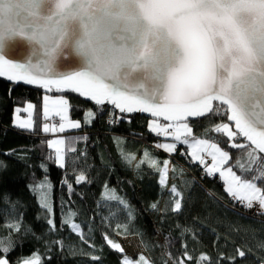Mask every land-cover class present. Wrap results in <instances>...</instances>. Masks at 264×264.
<instances>
[{
    "label": "snow or ice",
    "instance_id": "6c2138e0",
    "mask_svg": "<svg viewBox=\"0 0 264 264\" xmlns=\"http://www.w3.org/2000/svg\"><path fill=\"white\" fill-rule=\"evenodd\" d=\"M16 40L29 46L23 59L10 56L9 45ZM0 77L49 92L76 93L95 105H112L120 113L150 114L155 118L149 122L151 132L188 145L192 159L200 164L206 163L205 155L210 157L207 173H219L225 191L242 207L264 214V156L260 155L264 154V0H0ZM35 107L27 103L24 111L29 118H17L19 128H34ZM69 110L65 96H44L42 119L59 117V122L58 127L43 123L42 131L80 128L81 122L70 119ZM217 116L232 124L212 123L205 134H223L228 147L242 149L248 166L239 160L237 165L251 175L225 168L232 154L218 142L194 134L192 120ZM161 118L167 123H160ZM47 144L64 167L65 139ZM157 148L178 151L177 143H159ZM127 155L130 161L137 159ZM143 156L160 175L159 183L167 186L170 161H158L147 150ZM85 180L83 174L77 177V182ZM171 193L180 196L175 186ZM43 206L51 211L46 196ZM181 207L176 199L173 210L179 212ZM48 224L56 227L51 219ZM7 227L11 233L21 224ZM118 227L127 232V225ZM70 228L84 239L79 224L71 223ZM105 239L111 249L124 253L120 243ZM183 247V258H172V264L194 259ZM14 248L11 235L0 236V264H42L35 252L11 261ZM237 255L246 253L238 248ZM210 259L206 254L195 258L196 264ZM120 264L155 261L143 254L124 255Z\"/></svg>",
    "mask_w": 264,
    "mask_h": 264
},
{
    "label": "trees",
    "instance_id": "16d2710c",
    "mask_svg": "<svg viewBox=\"0 0 264 264\" xmlns=\"http://www.w3.org/2000/svg\"><path fill=\"white\" fill-rule=\"evenodd\" d=\"M44 95L65 96L71 119L82 122L81 130L62 134L65 167L57 164L55 151L47 144L51 137L42 131L47 123L42 119ZM29 102L36 106L34 128L17 129L15 109ZM89 111L94 115L89 116ZM221 122L229 123L217 116L192 121L191 126L198 138L216 141L232 154L233 169L251 175L237 165L239 160L248 166L242 149L228 147L223 134H205V128ZM161 140L148 129L145 116H122L110 106L95 105L71 92L14 85L0 77V236L11 235L14 242L10 260L29 258L35 252L42 264H120L126 254L111 249L105 237L114 242L117 237H137L144 256L155 264L183 258L185 245L194 259L184 258V264H196L201 254L211 258L201 264H264V218L236 212L219 175L202 178V166L192 162L185 145L167 155L155 148ZM145 150L158 161L173 159L171 181L180 196L159 183L156 169L134 168L124 159L129 153L140 158ZM81 174L86 180L77 182ZM45 179L51 186L48 212L35 192ZM176 199L182 204L179 212L173 210ZM69 217L81 226L88 243L71 230V223H65ZM16 223L20 230L9 233L7 225ZM118 225H127V232ZM238 248L245 257L237 255ZM93 255L99 259L92 260Z\"/></svg>",
    "mask_w": 264,
    "mask_h": 264
},
{
    "label": "rangeland",
    "instance_id": "374dc122",
    "mask_svg": "<svg viewBox=\"0 0 264 264\" xmlns=\"http://www.w3.org/2000/svg\"><path fill=\"white\" fill-rule=\"evenodd\" d=\"M44 96H48V95H44ZM54 98V97H53ZM26 105L27 103L23 106V107H17V108H20L21 111L20 112H23L24 115H21L20 112L17 113L16 112V109H15V119L17 121V118L19 119H28V113L26 111H24V108H26ZM22 113V114H23ZM69 117L71 119V116H70V110H69ZM32 119L34 120V113H33V117ZM50 119L46 120V121H49ZM58 120V119H57ZM153 120V119H148V126H149V122ZM55 121V120H54ZM54 121H51L49 122L51 125L53 124ZM59 121V120H58ZM81 122V121H80ZM160 123L163 124V122L160 121ZM34 125H35V122H34ZM15 127H18L17 126V123L15 124ZM19 128V127H18ZM82 129V122H81V127L80 128H76V129H72V128H67L65 132H74V131H78V130H81ZM148 129L150 130V128L148 127ZM22 130H25V129H22ZM64 132V133H65ZM49 136L51 137V140H55V139H65L64 137H62V134H60L59 131H57L56 133H51L49 132L48 133ZM155 134V133H154ZM164 136H162L163 138ZM159 143H177V146L180 145L178 142L174 141V139L172 137H164L163 140L161 141H158L156 142V145H155V148H157V144ZM188 149V154H189V158L192 160L193 163L195 164H200L198 161H194L191 157V149L188 147V145H185ZM64 148V155H65V163H66V139H65V145L62 146ZM54 149V148H53ZM161 151H163L165 154L167 155H171V154H174V153H168V152H165L162 148H157ZM55 151V149H54ZM144 153V152H143ZM155 158V157H153ZM128 163H130L134 168H137L135 165L140 161V160H145V157L143 156V154L141 155L140 158H137L136 160L134 161H130V157L129 156H125L124 158ZM168 161H170L169 163V173H168V177H167V186L165 185H162L163 187L167 188L168 191H171V187L173 186V183H172V179H171V176H172V166H173V159L169 158ZM232 161V159L229 161V163ZM205 164H208L209 166L211 165V158L206 156L205 155ZM229 163L227 165H225L224 167L227 168V167H232L231 165H229ZM58 164V163H57ZM59 165V164H58ZM141 165H147L148 166V163L147 161L145 160V163L143 164H140ZM201 166H205V169L207 170L206 168V165L204 164H201ZM65 167V166H64ZM149 167V166H148ZM233 168V167H232ZM154 169V168H153ZM233 171H235L238 175H241L240 173L237 172V170L233 169ZM217 175H219V173H216ZM215 175V174H213ZM242 176V175H241ZM220 177V176H219ZM161 178V177H160ZM202 178H205L204 176ZM222 182L224 183V188L226 189V184L224 182V179L222 177H220ZM41 184L44 185L43 188L39 187V189L35 192L39 198V201H40V204L42 206V208L44 210H46L47 212L49 211L47 208H45L43 206V204L45 203V196H46V202L49 206V208L51 209V186L49 184V182L47 181V179H45L43 182H41ZM71 217L68 218V222L69 223H74V222H71ZM82 231V230H81ZM76 233V232H74ZM160 242L162 241V238L159 237L158 239ZM115 242H118L122 245L123 249H124V253L130 257V258H134V257H137L138 254H143L146 256V252L144 251L139 239L137 237H117V240Z\"/></svg>",
    "mask_w": 264,
    "mask_h": 264
},
{
    "label": "water",
    "instance_id": "95a60500",
    "mask_svg": "<svg viewBox=\"0 0 264 264\" xmlns=\"http://www.w3.org/2000/svg\"><path fill=\"white\" fill-rule=\"evenodd\" d=\"M9 53H10V56L14 59H23L25 56H27L29 54V46L26 42L22 41V40H16L14 42H12L10 45H9ZM5 78V77H3ZM7 80V78H5ZM11 84H14V85H18V84H24L23 82H12V81H9ZM24 85H27V84H24ZM29 86H33V87H37L35 85H29ZM76 94V93H74ZM76 95H79V94H76ZM84 99H87L85 97H83ZM89 100V99H87ZM107 106H110L112 108H114V106L112 105H107ZM114 110L118 113L119 110L118 109H115ZM122 116H128V117H132V116H145L147 119H155L154 117H152L150 114L148 113H120ZM204 118H196L195 120H202ZM191 120V118H190ZM195 120H192V121H195ZM161 122L163 123H167L166 121H163V119L161 118L160 120ZM191 121V122H192ZM230 124H232V122L229 121ZM234 127V125H233Z\"/></svg>",
    "mask_w": 264,
    "mask_h": 264
},
{
    "label": "built area",
    "instance_id": "2783aa9c",
    "mask_svg": "<svg viewBox=\"0 0 264 264\" xmlns=\"http://www.w3.org/2000/svg\"><path fill=\"white\" fill-rule=\"evenodd\" d=\"M58 120H55L53 122V124H56L58 126ZM158 138L162 139V136H158ZM207 177L208 176V173L205 172L204 170H202V177ZM233 203L235 205V210L236 212L240 213V214H243V215H247V216H250V217H254V218H257V219H262L264 218V214H260L258 211H256L255 209L252 210L251 212L247 209H245L244 207H242V205L236 201V200H233Z\"/></svg>",
    "mask_w": 264,
    "mask_h": 264
},
{
    "label": "crops",
    "instance_id": "0c3cea01",
    "mask_svg": "<svg viewBox=\"0 0 264 264\" xmlns=\"http://www.w3.org/2000/svg\"><path fill=\"white\" fill-rule=\"evenodd\" d=\"M48 96H50V95H48ZM50 97H53V96H50ZM55 98V97H54ZM23 112H20V114L21 115H24V113L22 114ZM34 113V112H33ZM59 120V117H52V118H50V120L49 121H47V122H51V121H54V120ZM17 123V121H16V119H15V112H14V118H13V126L15 127V124ZM50 124V123H49ZM51 125V124H50ZM58 127V126H57ZM149 127V126H148ZM15 128H17V129H21V128H18V127H15ZM22 130V129H21ZM26 131H30V130H32V129H25ZM65 133H67V132H65ZM48 134V133H47ZM60 134H63V133H60ZM48 136H49V134H48ZM50 137V136H49ZM200 166H201V164H199ZM204 165H208V164H204ZM205 171H207L206 169H205V166H203L202 167ZM215 175H217V174H215ZM211 176H213V175H211ZM227 193V192H226ZM227 195H228V193H227ZM229 196V195H228ZM231 197V196H230ZM232 198V197H231ZM233 199V198H232Z\"/></svg>",
    "mask_w": 264,
    "mask_h": 264
}]
</instances>
